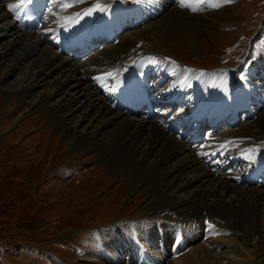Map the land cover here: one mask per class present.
<instances>
[{"label": "bare ground", "instance_id": "obj_1", "mask_svg": "<svg viewBox=\"0 0 264 264\" xmlns=\"http://www.w3.org/2000/svg\"><path fill=\"white\" fill-rule=\"evenodd\" d=\"M18 1L0 0V82L5 81V77H14L12 92L17 97L14 109L24 104L27 110H41L70 149L95 150L98 161L125 173L133 189L143 190L141 212L151 211L142 218V224L114 222L111 230H99L88 236L80 245L82 260L75 264H116L121 258H126L130 264H264L258 252L264 237V189L253 187L257 183L243 188L232 178V170L215 173L202 158L208 149L223 143L226 145L224 153L231 160L246 164L253 160L254 152L262 149L260 135H264V109L255 108L249 122L237 129L234 126L229 135V130L209 135L201 146L205 150L200 152L185 139L166 130L159 121L162 115L130 114L112 106L101 92L108 91L113 100L120 102L123 93L110 90L109 85L144 69L160 86L155 94L164 100L185 92L186 99L223 102L234 86L231 73L223 71L204 77L181 65L160 63L151 51H146L145 44L137 47L142 48L139 53L131 50L136 38L149 33H160L168 41L176 39L179 45L193 49L194 45L182 30V24H191L185 2L151 0L157 8L169 1L173 6L170 9L163 7L166 11L158 20L147 25L143 23L144 28L119 33L117 39L79 60L68 54L64 56L57 49L54 52L47 45L51 44L50 38L57 29L69 25L75 30L79 25L91 22L106 26L110 31L118 27L122 31L141 24L137 9L133 8L135 5L123 6L108 0L95 4L91 0H51L52 8L44 19L47 22L43 21L36 31L21 29L16 24L17 19L11 17L10 8ZM88 1L92 3L83 6ZM141 1L136 7L144 12L149 0ZM197 1L190 4L192 13L204 8ZM185 9L187 11H183ZM148 10L146 16L156 12L150 5ZM29 11L27 9L24 15L31 16ZM6 58L9 62L2 64ZM263 62L262 56L258 57L256 63L245 69L246 82L257 74L255 66ZM107 79L105 86L97 87ZM160 79L163 83L162 80L159 83ZM163 85L166 86L163 88ZM127 89L125 86L122 91ZM237 90L240 89L234 91ZM58 94L60 99L51 103ZM245 94L242 93V99H255V96L245 97ZM78 101L81 104H77ZM261 105L264 106V101ZM69 119H75L74 123L86 121V126L82 129L74 127ZM259 156L264 157V153ZM241 173L246 172L242 170ZM178 236L181 241L171 256L170 246L173 239L176 243ZM200 239L204 241L201 243ZM151 241H156L152 244L154 248H151ZM157 241H162L163 248L169 243L167 253L171 258L167 262ZM181 245L186 247L179 251ZM222 246L225 248L219 251Z\"/></svg>", "mask_w": 264, "mask_h": 264}, {"label": "rangeland", "instance_id": "obj_2", "mask_svg": "<svg viewBox=\"0 0 264 264\" xmlns=\"http://www.w3.org/2000/svg\"><path fill=\"white\" fill-rule=\"evenodd\" d=\"M91 1L95 4L105 0ZM108 1L137 6L141 0ZM150 1L144 2V12L135 8L141 24L123 29L121 35L144 28L142 25L158 20L165 8L173 6L169 1L157 8ZM194 1H183L188 7V11H183L189 13L191 24H182L183 29L180 27L194 45L193 49L179 45L176 39L168 41L160 33H149L136 38L131 50L139 53L142 48L137 47L145 44L146 51H151L149 53L160 63L181 65L204 77L226 71L237 82L241 70L243 77L245 69L256 63L258 57L262 56L264 61V0H231L227 3L224 0H198L204 8L193 14L189 7ZM147 4L154 7V14L145 15L149 11ZM47 45L56 52L52 42ZM5 60L2 64L9 62V59ZM255 67L257 74L249 78L248 83L262 90L264 62ZM13 83V76L0 82V264H75L82 260L79 249L88 236L99 230H111L114 222L142 224V218L151 211L141 212L143 190L133 189L125 173L98 161L95 150L70 149L41 110H27L24 104L14 109L17 97L12 92L15 89ZM60 97L58 94L50 102L58 101ZM250 118L241 119L234 129L249 122ZM74 120L69 119L72 126L79 129L86 126V121L74 123ZM224 135L227 137L226 133ZM260 138V148H263L264 135ZM253 187L264 189V186ZM157 242L167 262L173 255L167 253L169 243L163 248L162 241ZM152 244L156 241H151V248H154ZM185 247L181 245L179 251ZM224 248L220 247L219 251ZM258 250L259 259L264 260V237ZM128 262L121 258L116 264H130Z\"/></svg>", "mask_w": 264, "mask_h": 264}, {"label": "snow or ice", "instance_id": "obj_3", "mask_svg": "<svg viewBox=\"0 0 264 264\" xmlns=\"http://www.w3.org/2000/svg\"><path fill=\"white\" fill-rule=\"evenodd\" d=\"M224 2H231V0H224ZM181 3H183V0H181ZM67 6V5H66ZM11 7V6H10Z\"/></svg>", "mask_w": 264, "mask_h": 264}]
</instances>
